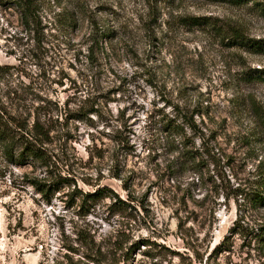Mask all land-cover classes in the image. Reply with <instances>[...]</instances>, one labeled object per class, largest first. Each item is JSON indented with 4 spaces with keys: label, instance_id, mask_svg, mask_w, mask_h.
Segmentation results:
<instances>
[{
    "label": "rangeland",
    "instance_id": "1",
    "mask_svg": "<svg viewBox=\"0 0 264 264\" xmlns=\"http://www.w3.org/2000/svg\"><path fill=\"white\" fill-rule=\"evenodd\" d=\"M35 1L27 27L0 0V103L49 130L53 164L0 149V264H264V51L233 39L264 42V12Z\"/></svg>",
    "mask_w": 264,
    "mask_h": 264
},
{
    "label": "trees",
    "instance_id": "2",
    "mask_svg": "<svg viewBox=\"0 0 264 264\" xmlns=\"http://www.w3.org/2000/svg\"><path fill=\"white\" fill-rule=\"evenodd\" d=\"M216 2L227 3L231 6L241 7L250 3L264 12V0H215ZM14 5L20 11L22 19L27 27L40 24V17L35 0H15ZM190 22L195 26H200L201 18H192ZM233 39L237 46H246L253 50L264 51V42L247 39L241 32L234 30ZM264 78V70L258 71ZM50 141L49 130L40 122H35L32 126L23 113L8 108L0 103V149L7 159L15 164L32 165L38 164L41 167L49 168L53 164L52 155L48 152L46 145ZM185 158L192 165L196 166V156L186 153ZM52 162V164H51ZM52 178V173H51ZM65 180H63L64 182ZM49 179H34L30 181V186L41 193L44 197L57 190L59 183L49 184ZM61 184V183H60ZM259 196V195H258ZM260 198V197H259ZM262 199V198H261ZM262 240H264V228L261 229Z\"/></svg>",
    "mask_w": 264,
    "mask_h": 264
}]
</instances>
